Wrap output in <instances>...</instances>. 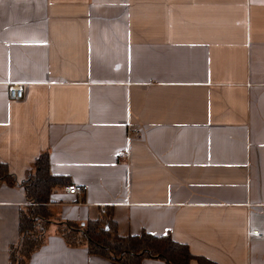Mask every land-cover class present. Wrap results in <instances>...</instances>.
I'll list each match as a JSON object with an SVG mask.
<instances>
[{"label": "crops", "instance_id": "crops-1", "mask_svg": "<svg viewBox=\"0 0 264 264\" xmlns=\"http://www.w3.org/2000/svg\"><path fill=\"white\" fill-rule=\"evenodd\" d=\"M42 152L67 183L27 264H118L57 233L89 221L264 264V0H0V161L20 183ZM28 205L0 185V264Z\"/></svg>", "mask_w": 264, "mask_h": 264}, {"label": "trees", "instance_id": "trees-1", "mask_svg": "<svg viewBox=\"0 0 264 264\" xmlns=\"http://www.w3.org/2000/svg\"><path fill=\"white\" fill-rule=\"evenodd\" d=\"M66 183V178L50 172L47 152H42L35 159L26 179L20 183L9 171L7 164L0 161V185L22 186L29 203L20 217L19 240L10 252V264H27L31 254L44 242L45 231L35 232V225L40 224L43 229L48 225L45 205L49 202L52 190ZM25 213L28 222L24 226L22 216ZM61 224L57 233L68 245H86L90 254L103 256L118 264H141L145 258L160 259L166 264H189L191 259H197L201 264H215L204 257L194 256L186 244L175 241L170 234L155 235L142 231L139 234L120 236L111 222L107 227L99 221L80 225Z\"/></svg>", "mask_w": 264, "mask_h": 264}, {"label": "built area", "instance_id": "built-area-1", "mask_svg": "<svg viewBox=\"0 0 264 264\" xmlns=\"http://www.w3.org/2000/svg\"><path fill=\"white\" fill-rule=\"evenodd\" d=\"M8 96L11 99H20L23 96V90L20 85L11 84L8 86ZM142 136L141 128H136L134 126L128 127V137L129 138H139ZM87 189L85 185H76V184H69L66 186V190L69 194H77L79 192H83ZM252 234L261 236L258 230H253Z\"/></svg>", "mask_w": 264, "mask_h": 264}, {"label": "rangeland", "instance_id": "rangeland-1", "mask_svg": "<svg viewBox=\"0 0 264 264\" xmlns=\"http://www.w3.org/2000/svg\"><path fill=\"white\" fill-rule=\"evenodd\" d=\"M26 213H27V211H26ZM26 213L22 216V218H23V220H22V223L24 224V226L27 224V222H28V220H27V217H26ZM31 228H32V226H31ZM43 228H42V226L40 225V224H37V225H35V232L36 231H44V230H42ZM15 248V247H14ZM14 252V251H13ZM16 253H13V255H15Z\"/></svg>", "mask_w": 264, "mask_h": 264}, {"label": "water", "instance_id": "water-1", "mask_svg": "<svg viewBox=\"0 0 264 264\" xmlns=\"http://www.w3.org/2000/svg\"><path fill=\"white\" fill-rule=\"evenodd\" d=\"M105 227H107V226H105Z\"/></svg>", "mask_w": 264, "mask_h": 264}]
</instances>
